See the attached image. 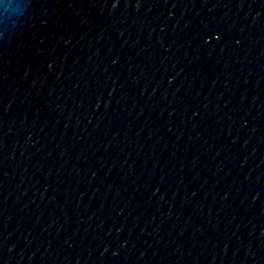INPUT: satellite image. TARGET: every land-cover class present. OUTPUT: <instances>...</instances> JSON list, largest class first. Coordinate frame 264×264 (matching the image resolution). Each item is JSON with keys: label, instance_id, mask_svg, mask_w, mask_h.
<instances>
[{"label": "water", "instance_id": "1", "mask_svg": "<svg viewBox=\"0 0 264 264\" xmlns=\"http://www.w3.org/2000/svg\"><path fill=\"white\" fill-rule=\"evenodd\" d=\"M25 2L0 264H264V0Z\"/></svg>", "mask_w": 264, "mask_h": 264}, {"label": "clouds", "instance_id": "2", "mask_svg": "<svg viewBox=\"0 0 264 264\" xmlns=\"http://www.w3.org/2000/svg\"><path fill=\"white\" fill-rule=\"evenodd\" d=\"M28 3L25 0H0V8L3 9L0 15L3 16L5 24L11 23L17 17H23L28 11Z\"/></svg>", "mask_w": 264, "mask_h": 264}]
</instances>
